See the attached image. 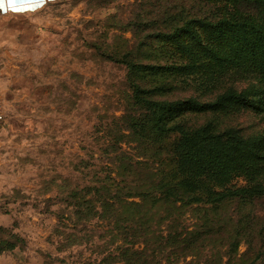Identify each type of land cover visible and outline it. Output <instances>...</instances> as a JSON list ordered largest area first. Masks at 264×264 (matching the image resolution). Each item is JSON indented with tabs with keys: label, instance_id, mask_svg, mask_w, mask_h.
<instances>
[{
	"label": "trees",
	"instance_id": "1",
	"mask_svg": "<svg viewBox=\"0 0 264 264\" xmlns=\"http://www.w3.org/2000/svg\"><path fill=\"white\" fill-rule=\"evenodd\" d=\"M144 1L132 43L96 47L126 69L124 115L94 134L85 183L63 200L72 216L56 230L59 250L81 246L69 231L98 219L123 236L124 264L207 248L218 252L204 264H225V247L226 264L250 251L255 264L264 256V131L239 115L264 117V0ZM187 214L198 221L191 228ZM17 246L0 238V252Z\"/></svg>",
	"mask_w": 264,
	"mask_h": 264
},
{
	"label": "rangeland",
	"instance_id": "2",
	"mask_svg": "<svg viewBox=\"0 0 264 264\" xmlns=\"http://www.w3.org/2000/svg\"><path fill=\"white\" fill-rule=\"evenodd\" d=\"M19 1L9 7L4 0L0 8V238L18 242L0 252V264H124L118 248L125 241L114 222L96 219L69 231L83 242L63 251L56 230L71 219L70 202L63 200L70 186L85 183L81 166L94 134L124 115L126 69L96 47L113 51L124 39L132 43L145 1ZM239 117L264 131V117ZM195 218L187 214L183 221L191 228ZM247 248L242 245L240 255ZM228 250L219 252L225 264ZM216 252L207 248L168 262L160 254L158 261L204 264ZM256 254L250 251L241 264H251ZM260 258L255 264H264Z\"/></svg>",
	"mask_w": 264,
	"mask_h": 264
},
{
	"label": "snow or ice",
	"instance_id": "3",
	"mask_svg": "<svg viewBox=\"0 0 264 264\" xmlns=\"http://www.w3.org/2000/svg\"><path fill=\"white\" fill-rule=\"evenodd\" d=\"M16 2H17V0H8L9 7H13ZM3 4H4V0H0V8L3 7Z\"/></svg>",
	"mask_w": 264,
	"mask_h": 264
},
{
	"label": "built area",
	"instance_id": "4",
	"mask_svg": "<svg viewBox=\"0 0 264 264\" xmlns=\"http://www.w3.org/2000/svg\"><path fill=\"white\" fill-rule=\"evenodd\" d=\"M4 120H5V114H4L3 107L0 102V125L4 122Z\"/></svg>",
	"mask_w": 264,
	"mask_h": 264
},
{
	"label": "crops",
	"instance_id": "5",
	"mask_svg": "<svg viewBox=\"0 0 264 264\" xmlns=\"http://www.w3.org/2000/svg\"><path fill=\"white\" fill-rule=\"evenodd\" d=\"M20 1H21V0H20ZM20 1H19V2H20ZM40 1H45V0H40ZM14 7H18V6H17V5H14ZM3 111H4V108H3ZM4 114H5V112H4Z\"/></svg>",
	"mask_w": 264,
	"mask_h": 264
}]
</instances>
